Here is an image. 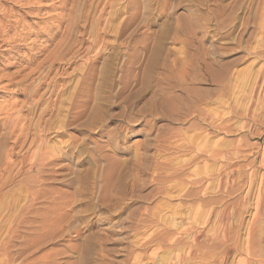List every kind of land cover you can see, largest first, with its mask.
I'll return each instance as SVG.
<instances>
[{
	"label": "rangeland",
	"instance_id": "1",
	"mask_svg": "<svg viewBox=\"0 0 264 264\" xmlns=\"http://www.w3.org/2000/svg\"><path fill=\"white\" fill-rule=\"evenodd\" d=\"M261 72L264 0H0V264H243Z\"/></svg>",
	"mask_w": 264,
	"mask_h": 264
},
{
	"label": "bare ground",
	"instance_id": "2",
	"mask_svg": "<svg viewBox=\"0 0 264 264\" xmlns=\"http://www.w3.org/2000/svg\"><path fill=\"white\" fill-rule=\"evenodd\" d=\"M65 1V0H64ZM62 6H63V3H62ZM111 7V6H110ZM113 9H114V7H113ZM111 11H113L112 9H111ZM71 13V12H70ZM114 12H110V14H108L109 15V18L111 17V15L113 14ZM64 17H66V18H68V19H66L68 22H71V20L69 21V17H67V15H65ZM71 17V16H70ZM62 18H63V16H62ZM60 20V19H59ZM109 20V19H108ZM74 21V20H73ZM76 21H77V19H76ZM62 22V21H61ZM75 22V21H74ZM66 25H68V23L66 24ZM69 25H70V23H69ZM73 26V25H72ZM71 28H73V27H71ZM2 29V28H1ZM66 35H67V32H66ZM66 41V40H65ZM68 42V41H67ZM94 43H95V41H94ZM60 45V44H59ZM69 46H70V44H69ZM90 47V46H89ZM66 48H67V46H66ZM64 49V48H63ZM85 49V48H84ZM103 49V48H102ZM67 50L68 49H66L65 51L67 52ZM59 51H61V50H59ZM63 51V50H62ZM84 51H86V50H84ZM52 57V56H51ZM50 57V58H51ZM53 58V57H52ZM52 62V61H51ZM51 64V63H50ZM53 65V64H52ZM49 68V67H48ZM259 68V67H258ZM259 71V70H258ZM263 71V70H262ZM253 76V78H252V80H251V82L249 81V83H250V85H248V87L247 86H245L247 89H246V93H247V95H248V104L250 105V106H252V105H254L255 103H256V105H257V102L259 103V104H262V108H264V72H261V73H257L255 76L254 75H252ZM249 79V78H248ZM36 80V79H35ZM32 82V81H31ZM244 84H245V82H244ZM22 85V84H21ZM247 85V84H246ZM31 86V85H30ZM34 86V85H33ZM29 87V86H28ZM28 89H30V88H28ZM52 89H54V88H52ZM52 89H50V90H52ZM230 89V88H229ZM25 90V89H24ZM35 90V89H34ZM26 92V91H25ZM51 92H53V90L51 91ZM51 92H50V94H51ZM27 93V92H26ZM32 93V92H31ZM46 94V93H45ZM262 94V95H261ZM57 95V94H56ZM61 95V94H60ZM27 96H28V94H27ZM38 96V95H37ZM55 96V95H54ZM30 97V96H29ZM44 97V96H43ZM39 98V97H38ZM37 98V99H38ZM46 98V97H45ZM52 98V97H51ZM55 98V97H54ZM53 98V99H54ZM57 98V97H56ZM55 98V99H56ZM39 99H42V97L41 98H39ZM38 99V100H39ZM58 99V98H57ZM37 100V101H38ZM46 100V99H45ZM44 101V100H43ZM48 101V100H47ZM34 102V101H33ZM49 102H51V101H49ZM54 102H55V100H54ZM53 102V103H54ZM56 103V102H55ZM30 105H32V104H30ZM36 105V104H35ZM37 105H40V107H41V104H37ZM36 105V106H37ZM53 105H55V104H53ZM58 105V104H57ZM44 106V105H43ZM47 106H49V104L47 105ZM255 106V105H254ZM253 106V107H254ZM39 107V106H38ZM261 107V106H260ZM37 108V107H36ZM42 108V107H41ZM57 108V107H56ZM257 108H259V107H257ZM43 109V108H42ZM41 109V110H42ZM48 110L50 109V108H47ZM53 109V108H52ZM245 109V108H244ZM56 110V109H55ZM248 110H250V111H248L247 113L249 114V112L251 113V109L249 108ZM263 110V109H262ZM46 112H47V110H45ZM45 111H41V113H39L40 114V117H39V120H38V125H40L39 123H40V121L41 120H43L42 118H41V115H43L44 113H45ZM52 111V110H51ZM56 111H58V110H56ZM244 111V110H243ZM254 111V110H253ZM260 111V110H259ZM19 112V111H18ZM53 112V111H52ZM54 113V112H53ZM56 113V112H55ZM54 113V114H55ZM263 113H264V111H263ZM54 114H52V115H54ZM57 114H58V112H57ZM253 114V113H252ZM245 115V114H244ZM251 115V114H250ZM51 115H49V117H50ZM5 117H6V115H5ZM12 117H10L9 119H7V120H5L4 121V123H3V121H2V125H3V129H4V131H5V133H6V136L7 135H10V134H12V132H13V129L12 130H10V127L8 126V120H10ZM248 118H249V116H248ZM13 119V118H12ZM11 119V120H12ZM46 119H48V117L46 118ZM54 119V118H53ZM52 119V120H53ZM251 119H253V118H251ZM4 120V119H3ZM15 120V119H14ZM14 120H13V123H14ZM45 121H47V120H45ZM51 122V121H50ZM48 123V122H47ZM35 124V123H34ZM42 124V123H41ZM25 125H26V123H25ZM29 125V124H28ZM19 126V125H18ZM25 127V126H24ZM23 127V128H24ZM28 127V126H27ZM20 128V127H19ZM37 128H39V127H37ZM48 128H49V126H48ZM1 129V128H0ZM21 129V128H20ZM40 129V128H39ZM25 130V129H24ZM24 130H17V131H19V135H21V134H23V131ZM35 130V129H34ZM46 130V129H45ZM45 130L44 131H41V132H45ZM49 130V129H48ZM30 131V130H29ZM28 132V131H27ZM3 133V132H2ZM31 133H32V131H31ZM46 133V132H45ZM14 134V133H13ZM24 135V134H23ZM22 135V136H23ZM45 135V134H44ZM26 136H27V133L23 136V138H24V140H26ZM31 136V135H30ZM34 136V135H33ZM20 137V136H19ZM19 137L17 136L16 137V140L15 141H18V140H20L19 139ZM28 138V137H27ZM34 138V137H33ZM41 139V138H40ZM39 139V140H40ZM28 140V139H27ZM30 140V139H29ZM43 141V140H42ZM25 142V141H24ZM36 142H37V140H36ZM39 142V141H38ZM33 143V140H31L30 141V144H32ZM25 144H27V143H25ZM35 145H37V144H35ZM40 146V145H39ZM0 148H2V147H0ZM41 148V147H40ZM1 155V154H0ZM226 170V169H225ZM211 172V171H210ZM209 174V173H208ZM217 174V173H216ZM219 177V176H218ZM225 177V176H224ZM227 177V176H226ZM239 177V176H238ZM11 179V178H10ZM222 179V177L220 178V182L222 183V188H228V186H227V184L226 183H229V182H231V184L232 183H234V181H235V179H230V178H227V179H225V181L224 180H221ZM224 179V178H223ZM239 179V178H238ZM10 181V180H9ZM219 184V183H218ZM218 184H217V186H218ZM226 184V185H225ZM233 185V184H232ZM219 186H220V184H219ZM219 186L217 187L219 190L221 189V188H219ZM220 186V187H221ZM223 186H227V187H223ZM263 186V185H262ZM231 187V186H230ZM223 189H221L220 191H222ZM207 192V191H206ZM258 192V194H257V196H256V198H255V201H254V213L252 214V220H250L249 221V223L247 224V227H246V229H245V240H244V242H243V246L241 247V244L239 245V247H241V248H239L238 247V245L235 243V242H232V240L230 239V235L233 233L232 231H233V229L229 226L230 224H229V215H228V213H227V210L224 208V209H221V210H219V211H215V218H216V220H215V223H214V225L216 224V226H214V228H215V230H214V232L212 233V236L210 237V239L212 238L213 239V241L215 242V243H218L219 245H222V246H224L223 248H222V246H221V248L223 249L222 251H220V254H221V256H222V258L224 259V258H226V257H228V256H231V255H241V256H244V258H245V260H242V261H244V263L243 264H264V188H259V190L257 191ZM200 193V192H199ZM215 193V192H214ZM214 198V197H213ZM246 202V201H245ZM245 202L243 203V204H245ZM209 204V203H208ZM210 204H213V202H211ZM248 204V203H247ZM233 205V204H232ZM224 207V206H223ZM234 207V206H233ZM222 208V207H221ZM210 209H211V207H210ZM213 209V208H212ZM215 210V209H214ZM231 210V209H230ZM228 212H230L229 210H228ZM209 213V212H208ZM208 213H207V215H208ZM237 213V212H236ZM201 214V213H200ZM203 214H205V213H203ZM202 214V215H203ZM235 214V213H234ZM234 214H233V216H234ZM201 215V216H202ZM212 215H213V213H212ZM204 216V215H203ZM211 216V215H210ZM210 216H208V217H210ZM214 216V215H213ZM211 218H212V216H211ZM213 219V218H212ZM210 221V220H209ZM214 221V220H213ZM213 221H212V224H213ZM211 222V221H210ZM238 222V221H237ZM202 223H204L203 221H202ZM211 224V223H210ZM212 227V226H211ZM207 229V228H206ZM235 234V233H234ZM192 235V234H191ZM204 235H205V233H204ZM201 236V235H200ZM234 236V235H233ZM232 236V237H233ZM208 237V236H207ZM202 238H205V237H203L202 236ZM201 238V239H202ZM238 239V238H237ZM193 240H194V238H193ZM198 240V239H197ZM196 241V240H195ZM197 242V241H196ZM238 243V242H237ZM241 243V242H240ZM208 244V243H207ZM217 244V245H218ZM211 246V245H210ZM206 247V246H205ZM208 247V246H207ZM195 248V247H194ZM197 248H198V246H197ZM203 248V247H202ZM182 249V248H181ZM187 249V248H186ZM192 249V248H191ZM190 248H188V252H186V253H183V255H182V260L184 261V263H185V261H187L188 259V261L190 262V260H192V259H197V258H199L200 260L201 259H204V261L205 260H208V259H205V255H198L197 254V252H196V249L195 250H191ZM179 250V249H178ZM183 251V250H182ZM181 251V252H182ZM206 251V250H205ZM169 252V251H168ZM185 252V251H184ZM170 253V252H169ZM200 253H201V251H200ZM207 254V253H206ZM211 254V253H210ZM217 254V253H216ZM219 254V255H220ZM177 255V254H176ZM175 256V255H174ZM206 256H208V254L206 255ZM220 256V257H221ZM166 257L168 258V256H167V254H166ZM211 257H212V255H211ZM217 257V256H216ZM219 257V256H218ZM174 258H176V256L174 257ZM169 259V258H168ZM167 259V260H168ZM178 259V258H177ZM180 259V260H181ZM187 259V260H186ZM215 259V258H214ZM213 259V260H214ZM219 260H220V258H218ZM218 259H217V262H218ZM166 260V261H167ZM180 260H179V262H180ZM199 260V261H200ZM211 260V259H210ZM225 260V259H224ZM224 260H222V261H224ZM197 261V260H196ZM215 261V260H214ZM242 261H241V263H242ZM182 262V261H181ZM208 262V261H207ZM191 263V262H190ZM201 263V262H200ZM209 263V262H208ZM214 263V262H213ZM216 263V262H215ZM224 263V262H223ZM188 264V263H187ZM202 264V263H201Z\"/></svg>",
	"mask_w": 264,
	"mask_h": 264
}]
</instances>
